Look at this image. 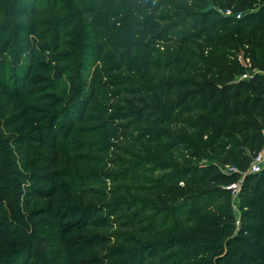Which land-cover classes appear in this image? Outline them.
Masks as SVG:
<instances>
[{
	"label": "trees",
	"instance_id": "16d2710c",
	"mask_svg": "<svg viewBox=\"0 0 264 264\" xmlns=\"http://www.w3.org/2000/svg\"><path fill=\"white\" fill-rule=\"evenodd\" d=\"M198 2L0 0V264H264V166L246 171L264 2L239 18ZM226 34L248 64L212 45ZM122 181L165 201L145 240L116 232L139 206L113 198Z\"/></svg>",
	"mask_w": 264,
	"mask_h": 264
},
{
	"label": "rangeland",
	"instance_id": "374dc122",
	"mask_svg": "<svg viewBox=\"0 0 264 264\" xmlns=\"http://www.w3.org/2000/svg\"><path fill=\"white\" fill-rule=\"evenodd\" d=\"M201 2H198L196 5H201L200 7H206L209 6L213 8L216 12L219 14H225L229 13L227 15H234L235 17L239 18V16L247 12L251 9H255L259 2H264V0H200ZM161 15H164V12H161ZM226 15V14H225ZM169 17H174L175 14L169 15ZM200 27H204V25L197 24L196 29H200ZM177 30V29H176ZM197 31V30H195ZM178 33L177 31L175 34ZM179 34V33H178ZM250 41L253 45H255L257 48H259L262 52L257 57L264 58V44H258L256 43L251 37ZM215 48L219 49L220 52H228L230 53L231 57H235V59L239 63H247L248 64V48L247 46L240 43L239 36H233L231 34H226L223 38H219L213 42ZM157 51H164L165 45L164 43H159L158 46L155 47ZM206 52L207 51H203ZM216 66H219L220 64L218 62H215ZM262 65L264 66V61L262 62ZM253 70H258L256 66L253 67ZM247 70L245 71L246 77L253 71ZM264 71V69H263ZM264 130V129H263ZM115 150L113 151V164L110 166L109 171H111L114 174L122 173L123 169H125L124 165L126 161H128L127 151L123 147V143L119 140L115 143ZM222 169H226L227 166H220ZM121 176L118 177L120 179ZM126 182H115L110 185V188L113 192V198L119 199L120 201L123 200H131L135 199L139 206L137 208H134L130 213L128 214H120L122 216H119L120 223H124L125 221H128L126 223H129V226L131 228H126L127 226H124L121 224L116 228V232L118 233H124L129 237H132L133 239L137 240H145L148 235L143 234L142 231L144 229H147V225H149L151 216L153 213H159V207L165 202L164 200L159 199L155 195H148L144 193H139L131 189V187H126ZM230 205L233 209H237V194L233 195L230 194ZM145 208L147 210H145ZM138 211V212H136ZM136 212V213H135ZM162 217V215H161ZM161 219V218H160ZM71 239V238H69ZM116 246L113 242L109 243L108 245L104 246L102 248L103 251H107V249ZM57 253V250L54 252V254ZM99 250L93 251L94 255L99 254Z\"/></svg>",
	"mask_w": 264,
	"mask_h": 264
},
{
	"label": "built area",
	"instance_id": "2783aa9c",
	"mask_svg": "<svg viewBox=\"0 0 264 264\" xmlns=\"http://www.w3.org/2000/svg\"><path fill=\"white\" fill-rule=\"evenodd\" d=\"M225 14L227 15L229 13H225ZM241 78H246V74L244 73L243 75H241ZM263 166H264V130L262 131L261 146L259 150L252 155L246 171L250 173H255L260 171ZM230 170L233 169L230 168ZM225 188L229 189L231 191V194L235 195L237 194L239 189V182L231 183L227 185Z\"/></svg>",
	"mask_w": 264,
	"mask_h": 264
}]
</instances>
